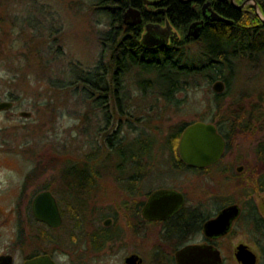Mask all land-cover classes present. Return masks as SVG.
I'll return each mask as SVG.
<instances>
[{
	"label": "rangeland",
	"instance_id": "1",
	"mask_svg": "<svg viewBox=\"0 0 264 264\" xmlns=\"http://www.w3.org/2000/svg\"><path fill=\"white\" fill-rule=\"evenodd\" d=\"M98 1L0 0V100L13 97L16 102L13 108L0 110V251L14 248L22 255L36 247L50 250L58 242L57 257L63 263L125 264L128 251L141 244L131 229L103 250L89 245L88 237L102 228L107 216L114 217L112 230L126 227L134 209L121 188L131 183V174L139 168L148 175L139 179L138 198L152 188L176 186L195 202L247 204L252 198L264 212V189L253 188L263 168L257 146L264 139V59L241 57L231 68L224 67L222 74L228 75L230 85L226 84V93L218 98L215 80L199 72L177 92L175 103L139 87L137 71L130 66L120 82V105L126 108L121 112L109 92L103 97L92 87L61 85L66 75L74 73L67 70L71 63L90 68L104 57V38L112 17L97 6ZM251 3L254 0L245 4ZM256 9L262 13L260 5ZM188 46L197 62L206 61L198 42ZM40 56L48 65L41 66ZM20 109L33 114L20 115ZM235 114L242 121L235 125L232 144L219 162L205 170L174 164L164 143L169 130L192 120L225 116L233 124ZM250 119L251 127H240ZM141 129L155 143L135 169L133 161H122V153L114 149L113 134L133 139ZM127 147L140 151L139 145ZM51 156L55 168L50 165ZM75 161L93 179L80 192L75 187L80 177V171L72 168ZM119 162L125 166L119 167ZM37 163H41L37 181L53 185L64 212V223L57 229L37 221L31 212L29 201L37 189L35 183L24 182ZM42 228L50 236L37 240L35 233ZM52 238L53 243L48 240ZM148 261L152 262L150 255Z\"/></svg>",
	"mask_w": 264,
	"mask_h": 264
},
{
	"label": "trees",
	"instance_id": "2",
	"mask_svg": "<svg viewBox=\"0 0 264 264\" xmlns=\"http://www.w3.org/2000/svg\"><path fill=\"white\" fill-rule=\"evenodd\" d=\"M201 1L202 0L185 2V4L182 5V1L180 0H169V17L174 23L180 25L183 36H185V32L192 20L202 16ZM239 1L240 4L244 0ZM256 1L258 5H260L262 15L264 16V0ZM129 5H135L141 8L144 7L141 0L98 1L97 6L107 10L112 17L111 28L104 38L105 44L107 43L104 47V53H102L104 57L103 59L100 58L99 62L90 68L84 67L77 62L71 63L67 70L74 73L73 75H66L65 82H62L61 85H77V87L80 85L81 87L83 86V88H114L119 86V82H123L122 79L127 69L132 66L135 68V71H137L135 76L139 87L154 90L155 96L163 97L167 102L175 103L177 100L175 98L177 92L186 86V82L190 83V78L194 77L199 72H206V76L210 81L221 77L225 79L227 86H229L230 81L228 75L222 74L224 67L231 68L236 59L241 57H248L251 61H257L258 58L264 59V19L261 13L257 11L254 3L245 4L242 7L234 3H229L231 12H229V14L224 12L227 16L234 19L233 22L217 19H207L206 22H204L206 26L202 35L199 38H190L199 43L201 54L206 57V61L201 63L197 62V56L192 55V53L188 51V44H183L180 47L178 46V50L176 49L174 51H166L163 48H159L150 56L148 53L149 48L141 42L142 25L150 18V14L145 11L141 23L128 26L123 21V14ZM214 8L223 10L219 5H215ZM186 39L188 40L189 38L186 37ZM119 40H123V43L119 44ZM106 54L109 55L108 60H104ZM47 62L48 60L43 61L40 56L41 66L48 65ZM118 64H121V76H118L115 72ZM49 83L60 85V83L55 80H49ZM225 93L226 91L216 92L215 96L218 98ZM122 107V112H125V106L122 105ZM241 118L242 116L238 117L237 114H235V117L232 118L234 119L233 124H230L229 121L231 120H229L228 116H225L224 119L221 120L211 119V121L217 124L219 131L226 137V149L232 144L236 130L235 125L241 123ZM192 121L169 130L165 136V146L172 152V159L175 165L179 163L178 145L181 130L183 132L184 128ZM247 121L248 122L243 123L244 125L240 127L243 129L251 127V119ZM147 134L148 133L144 132L142 129L133 139H128L127 137L122 139L116 132L113 134L114 140L112 142L115 143L114 149L122 153V161H133L132 163L133 167H136L135 169L141 166L139 162L140 159H142L150 148L154 146V140H152V142L150 141L152 135ZM155 135H157V133H155ZM129 144H131L132 147L139 145L140 151L136 152L135 149L131 151L130 148L127 147ZM128 151L130 152L127 153ZM257 154L258 160L262 163L263 168L259 170L253 188L260 190L264 189V139L258 143ZM124 162H119V167L125 166V164H123ZM80 166H82V164L78 161L72 164V168L75 169L76 172L80 171L79 182L75 186L78 188L76 191L79 192L83 188L88 187V182L85 180V168ZM211 166L212 165H209L205 169ZM182 167L193 170H205L204 168L186 162H182ZM139 171H142L141 168H139ZM36 192L37 191H35V193ZM250 200H252V198ZM74 211L78 214L73 208V212ZM41 232L46 238L48 235L50 236L45 228H42Z\"/></svg>",
	"mask_w": 264,
	"mask_h": 264
},
{
	"label": "flooded vegetation",
	"instance_id": "3",
	"mask_svg": "<svg viewBox=\"0 0 264 264\" xmlns=\"http://www.w3.org/2000/svg\"><path fill=\"white\" fill-rule=\"evenodd\" d=\"M182 1V5L185 2H193L196 0H180ZM208 2V4H207ZM143 4V8L138 7L142 11V15L144 18V13L149 12L150 18H148L143 23V31L142 35L147 31V24L152 23L150 25L151 30L161 37L166 39V43L158 44L154 46H148L149 55H153L154 51L163 48L166 51H174L177 47L181 45H186L195 42L190 38H195L191 35H188V30L190 24L194 20L203 19L204 22L206 20H214L209 17L210 9H215V5H219L223 10H218L220 13L227 16L229 12H231V6L229 3H232V0H202L200 2L201 5V17L195 18L189 24L187 31L185 32V36L189 38L186 39L185 36L182 35V28L180 25L174 23L169 17V0H141ZM131 6V5H129ZM127 6V8L129 7ZM135 6V5H133ZM126 10V9H125ZM223 11V12H221ZM227 13H225V12ZM229 17V16H227ZM123 21L128 26H134L138 23H129L124 20ZM143 21V20H142ZM141 21V22H142ZM139 22V23H141ZM127 26V27H128ZM206 23H203V27L201 30L202 35L205 29ZM199 36V37H200ZM198 37V38H199ZM119 44L123 43V40L118 41ZM178 50V49H177ZM115 72L118 76H121V64L116 66ZM93 90H98L101 92L103 97L106 96V92L108 94L114 95V98L118 104V109L122 112L121 100V92L122 87L116 86L114 88L111 87H100V88H92ZM115 93V94H114ZM13 97H11V100ZM9 99V98H8ZM14 104L7 109H11L16 105L15 100ZM123 105V104H122ZM6 110V109H0ZM23 109L19 110L20 111ZM31 115L33 114L32 110ZM20 115H22L20 113ZM29 115V116H31ZM132 121L136 122L132 119ZM182 136V130L181 135ZM180 142V140H179ZM227 145V140H226ZM226 151V149H225ZM179 152V151H178ZM225 153V152H224ZM224 155V154H223ZM222 155V157H223ZM222 157L217 161L219 162ZM33 158V157H32ZM55 157L51 156V167H56V164L53 165V161ZM182 162H186L182 159V155L179 152V163L177 167L182 169ZM216 162V163H217ZM187 163V162H186ZM215 164V163H214ZM213 165V164H212ZM209 166V165H208ZM207 167V166H206ZM201 167V168H206ZM240 167V166H239ZM41 168V163H37L34 168L27 174L26 181L24 184H34L37 189V192L33 194L31 201H29V205L32 210V203L34 196L41 190L50 189L53 191V185L50 183H41L38 182V178L40 179L41 174H39V169ZM142 171H137L131 174V183L125 185L121 189L126 191L127 196L129 197L130 206H133L134 212L130 219L126 220V227L122 225L116 226L115 230H112V221L114 219L113 216H107L103 220V226L97 232L89 233V245L95 250L105 249L107 246L113 242L115 239H123L125 238V234L131 229V233L141 238V244L136 247L134 246L124 257L125 264H132L128 260L130 256L135 257L136 263L140 264H149L148 256L150 255L151 263L150 264H264V212L260 209V206L254 203L252 200L246 203H239L241 206L240 214L235 217L229 229L223 232H214L207 231L206 223L215 218L218 213L225 206L233 201H222L220 203L208 204L204 201L195 202L191 200L190 195L186 192V190H182V188L176 186H168L169 188H176L177 190L184 193V201L178 206L174 211L167 213L166 215H160L162 213V206L167 205V201L157 209L153 205H149V200L153 192L159 188H163L164 186H159L156 188L149 189L144 198H138L140 184L139 179L143 177L146 173V169L141 168ZM42 171V170H40ZM86 177L85 180L88 182V187H90L93 183V179L90 177L88 171H85ZM148 175V174H147ZM55 194V192L53 191ZM56 195V194H55ZM57 197V196H56ZM58 199V198H57ZM170 199V198H169ZM59 201V200H58ZM158 202V201H157ZM156 202V204H157ZM171 202H169L170 204ZM60 204V202H59ZM149 205V206H148ZM165 205V206H166ZM264 205V202H263ZM148 207L147 212L144 210ZM61 208V206H60ZM63 215V223H64V212L61 208ZM157 214V215H155ZM35 217V215H34ZM127 218L128 216H124ZM36 218V217H35ZM42 224H46L50 228H59L53 227L46 223L45 221L39 220ZM127 228V229H126ZM35 233V238H39L37 240H41L40 236L42 235L41 230H37ZM43 236V235H42ZM54 242V239H48ZM36 242V241H35ZM244 247L248 252H244V259H241L238 255V251L240 250V246ZM145 246V247H144ZM196 246V247H195ZM59 244L56 242V245H53L50 250L42 249L40 247H36L35 250H32L29 253L22 254L19 253L16 249H7L5 251H0V263L1 264H25V262L33 257L42 254L50 255L57 263L59 264H69L63 263L58 260L57 253L59 252ZM198 248L197 250H195ZM178 250H182V262L179 263L177 259ZM252 253H254L255 257H253ZM152 256V257H151ZM6 257L8 259H6ZM251 262V260H253ZM8 261V263H7ZM250 261V262H249ZM76 264V263H74ZM83 264V263H82Z\"/></svg>",
	"mask_w": 264,
	"mask_h": 264
},
{
	"label": "water",
	"instance_id": "4",
	"mask_svg": "<svg viewBox=\"0 0 264 264\" xmlns=\"http://www.w3.org/2000/svg\"><path fill=\"white\" fill-rule=\"evenodd\" d=\"M246 1L247 0L239 4L236 0H232V2L239 7L244 6ZM254 3L257 7L258 3L256 0H254ZM209 17L214 20H225L229 22L234 21L233 18L227 17L213 8L210 9ZM124 20L133 24L141 22L143 20L141 9L133 5L129 6L124 11ZM203 23V19L194 20L190 24L187 34L198 38L201 34ZM151 24L152 23L147 24V31L142 35L141 42L147 47L166 43V39L164 37L156 35L153 30H151ZM225 86L226 81L223 78H217L213 83V88L216 92L224 91ZM13 104L14 101L11 99L0 100V109L10 108ZM20 113L25 116L31 115V111L26 109L21 110ZM225 148L226 137L219 131L217 124L214 121L204 119L190 122L184 128L179 142V152L182 155V159L188 164L197 167H205L216 163L224 154ZM239 169H242V166H240ZM184 199L185 197L183 192L177 190L176 188L163 187L153 192L149 200V205L154 204V206L156 207L155 209H157V207L163 205L165 201L168 200L167 205L165 204L166 206H162V213L160 214L166 215L167 213L172 212L176 208H178V206L183 203ZM169 202L171 203L169 204ZM147 209L148 207H146V209L144 210L145 213L147 212ZM32 210L37 219L45 221L53 227H58L63 223V215L59 201L56 195L50 189L41 190L34 196ZM240 211L241 206L237 202H233L225 206L223 209H221V211L215 218L210 219L206 223L207 231H214L218 233L227 231L229 229V226L231 225L232 220L240 214ZM197 249L198 248H196L195 250ZM244 252L248 251L245 250L242 245L240 246L238 255L241 259L245 260ZM176 255L178 262L183 263L182 250H178ZM252 255L253 257H255L254 253H252ZM6 259L8 258L6 257ZM128 260H130L129 262L132 264H140V262L136 263L134 256H130ZM252 261H254V259L251 260V262ZM25 264L59 263H57L50 255L42 254L27 260Z\"/></svg>",
	"mask_w": 264,
	"mask_h": 264
}]
</instances>
